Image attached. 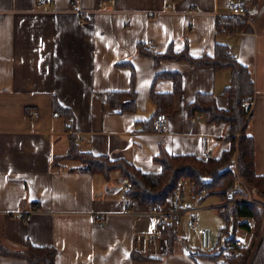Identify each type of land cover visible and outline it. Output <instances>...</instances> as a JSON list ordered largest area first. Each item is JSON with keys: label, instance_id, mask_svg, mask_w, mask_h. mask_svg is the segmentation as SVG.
Returning <instances> with one entry per match:
<instances>
[{"label": "crops", "instance_id": "1", "mask_svg": "<svg viewBox=\"0 0 264 264\" xmlns=\"http://www.w3.org/2000/svg\"><path fill=\"white\" fill-rule=\"evenodd\" d=\"M232 1L244 0H0V238L6 245H54L55 264H213L192 254L197 249L179 231L180 221L182 239L168 253L157 224L172 211L171 197L157 213L135 199L127 210L128 181L119 170L106 180L78 160L56 157L66 153L71 133L83 150L123 157L148 172L161 169L160 148L205 156L227 148L228 123L191 117L186 107L202 91L214 92L227 108L231 69L185 59L156 63L144 51L152 41L154 52L188 46L198 56L221 42L252 74L246 130L254 136V169L264 174V0L249 3L241 30L218 31V15L228 16ZM169 71L180 73L181 92L165 112L167 128L143 130L137 121L157 110L150 92L173 89L171 77H156ZM131 88L136 111L108 103L111 92ZM55 104L73 117L54 115ZM0 264L35 263L0 255Z\"/></svg>", "mask_w": 264, "mask_h": 264}, {"label": "trees", "instance_id": "2", "mask_svg": "<svg viewBox=\"0 0 264 264\" xmlns=\"http://www.w3.org/2000/svg\"><path fill=\"white\" fill-rule=\"evenodd\" d=\"M256 0H244L242 5L246 8L254 4ZM248 4V5H247ZM245 21L236 16H223L217 19V29L226 26V32L233 33L235 28H243ZM144 51L147 52L144 48ZM159 63L161 59H185L193 66L211 65L215 69L230 68L231 81L224 88L223 93L228 97L227 108L220 107L214 92L196 93L194 99L187 104V114L194 117L198 113L205 116L207 123H228L227 138L231 140L230 146L213 155H198L195 153L171 154L164 148H160L155 160L161 164L157 172L144 171L142 168L127 161L123 157L114 158L109 154L94 153L83 150L76 141L74 133L69 134L70 144L65 154L57 156L56 160L71 159L83 163L84 169L90 173H101L106 180L111 179V173L119 170L128 181V189L125 196L135 199L141 205L161 206L177 185L179 178L185 175L189 182L196 184V191L204 198L217 195L223 204L217 206L218 214L224 220L220 227L221 234H229L224 243L233 241L237 237L238 229L252 232V240L248 245L240 248L239 253L228 252L221 248L224 243L218 242L212 251H203L200 248L192 254L210 259L213 264H264V233L260 234V222L263 217V207L256 202L240 201L236 203L226 202V192L233 183L236 173L232 158L237 151V170L242 179L250 186L257 189L255 199L264 197V174H257L254 169V136L246 130L247 110L241 105L244 99L254 96V81L247 65L231 52L227 44L216 42L213 53L203 52L198 56L191 55L188 46L182 50H174L172 45L162 52H147ZM159 75H167L173 79V89L170 92H150V98L155 103L157 110L148 119L137 121L142 124L141 129L154 131L153 123L160 112L173 110L176 99L181 92V75L179 72H162ZM108 103L120 111H136V92L133 88L125 91H113L108 97ZM55 110L63 117H73L68 107L55 104ZM69 129L73 126L68 125ZM239 137H235L236 135ZM229 166V167H228ZM202 198V197H201ZM159 208V207H158ZM253 220L254 226L250 223ZM177 221L174 218L160 220L157 224L158 233L166 239L168 253L174 251L177 241L181 240L178 233ZM260 240L257 242L258 237ZM226 251L225 260H221ZM57 247L54 245H37L28 243L24 249L6 245L0 238V255L16 256L27 259L31 263L55 264ZM253 255V256H252ZM140 259H150L149 255L134 253Z\"/></svg>", "mask_w": 264, "mask_h": 264}, {"label": "built area", "instance_id": "3", "mask_svg": "<svg viewBox=\"0 0 264 264\" xmlns=\"http://www.w3.org/2000/svg\"><path fill=\"white\" fill-rule=\"evenodd\" d=\"M78 0H74L76 3ZM52 3V0H40V3ZM229 12L228 16H236L237 19L241 20H248L249 15L247 13L246 8L242 5L240 2H230L229 5ZM222 17V15H218V18ZM238 29L235 28L234 31H237ZM219 31H226V26H220ZM233 31V32H234ZM145 50L147 52H154L155 50V44L150 41L146 44ZM242 107L247 110V117L250 116L252 113L253 108V99H244L241 103ZM60 113L58 111L54 112V115H59ZM72 118H67V125H72ZM168 125V116L165 112H160L156 115L153 123L154 131L157 132H163L167 128ZM207 155L211 154V152L207 151ZM229 167V166H228ZM235 167V165H234ZM236 177L233 181V183L230 185L229 189L226 192L227 200L226 202H240V201H248V202H257L262 203L264 202V197L261 200H256L253 198V193L256 192L255 187H250L239 175L237 168H236ZM189 185V180L185 175H182L175 188L173 189L172 193L169 197H171L172 200V211L168 214H165L162 219L169 220L170 218H174L177 221L181 220V217L185 213H190L189 218L187 219L186 223L189 227H192L193 229L197 230L199 233V248L203 251H212L215 248V241L213 238V235L210 231V229L203 227L200 225L196 215H193L192 212L195 211V206L199 202L198 200L200 197L204 196L203 194H200V192L196 191V184L195 182H192L191 184V195L187 192V186ZM128 185H125L124 190L128 189ZM188 194V195H186ZM127 210H133V201L134 199L125 197L124 199ZM151 206V205H150ZM159 206H151V210L153 212L159 211ZM96 221L99 225H103L105 220L102 215H96ZM245 243L240 237H235L233 241H230L222 246V248L227 249V251H230L232 253H239L240 248L244 246ZM221 247H218V250H220ZM226 258V255H222V259Z\"/></svg>", "mask_w": 264, "mask_h": 264}, {"label": "rangeland", "instance_id": "4", "mask_svg": "<svg viewBox=\"0 0 264 264\" xmlns=\"http://www.w3.org/2000/svg\"><path fill=\"white\" fill-rule=\"evenodd\" d=\"M235 137L237 138V137H239V135L237 134ZM226 139L229 141L228 146H230L231 140H229L227 138V136H226ZM233 163L235 165V167L233 165V167H234L233 169H234V171H236V168H237V151L235 152V154H234V156L232 158V164ZM192 182L193 181L191 180V182H189V185L187 186V192H188L189 195L192 194L191 193V189H192L191 188V184H192ZM205 191H207V190L202 191V194L203 193L205 194ZM256 192H257V189H256ZM256 192L253 193V198H254V195L257 194ZM188 194H186V195H188ZM261 199H263V197ZM261 199H256V200L259 201ZM198 201L199 202L195 206V211L196 212H192V214L196 215V217H197V219H198V221H199L201 226L210 229V231H211V233L213 235L215 244H217L218 242L224 243L225 238L228 237L229 234H226V233L221 234V231H220V227L222 225H224V220L219 216L218 207H217V206L223 204L221 198L219 196H217V195H210L207 198H204L202 196V198L200 197V199ZM214 202H219V204L216 206ZM258 204L263 207V217H262V220L260 222V230H259L260 234L262 236L263 233H264V202H262L261 204L260 203H258ZM188 218H189V214H187V213H185L181 217V220H180V223H179V231L182 234H184L186 237H188L189 244L191 246H193L192 248L199 249V245H198L199 244V233H198L197 230H195L192 227H189L187 225L186 221H187ZM250 223L252 224V226H254V222H253L252 219H250ZM237 236L240 237L243 240L245 245H248L251 242V240H252V232L251 231L246 232L243 229H238ZM259 240H260V236L258 237L257 242ZM221 248H220V250H221ZM222 249H224V248H222ZM224 250H227V249H224ZM224 254L226 255V251L222 255H224ZM220 259L221 260H225V258L222 259V256H221ZM250 263H251V259H250L249 263H246V264H250Z\"/></svg>", "mask_w": 264, "mask_h": 264}]
</instances>
